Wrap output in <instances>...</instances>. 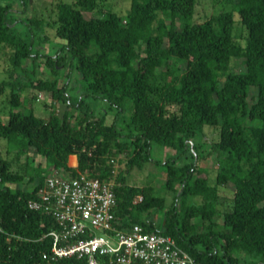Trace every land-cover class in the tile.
<instances>
[{
	"label": "trees",
	"instance_id": "1",
	"mask_svg": "<svg viewBox=\"0 0 264 264\" xmlns=\"http://www.w3.org/2000/svg\"><path fill=\"white\" fill-rule=\"evenodd\" d=\"M104 2H59L56 18L45 21L24 15L29 0H0V55L6 52L8 76L0 93L5 85L11 90L0 139L19 153L33 148L46 161L19 172L0 155V264L49 261L56 224L28 203L59 170L114 178L122 228L158 227L202 264H264V0H233L232 11L202 22L192 21L196 0H131L124 22L112 10L84 16ZM234 13L245 31L243 45L234 38ZM50 26L56 49L46 54L41 48L52 43ZM236 58L244 71L230 68ZM26 60L31 67L23 66ZM26 89L48 92L63 113L52 104L46 119L32 108L20 110ZM98 107L105 112L98 115ZM204 125L219 128L211 144L220 163L213 183L201 175L205 155L193 141ZM154 146L164 157H153ZM117 153L127 158L114 174ZM72 155L76 167L68 164ZM148 162L165 172L160 187L127 185L126 174ZM228 183L232 207L218 231L219 188ZM165 192L173 194L167 208ZM156 212L160 220L147 218Z\"/></svg>",
	"mask_w": 264,
	"mask_h": 264
},
{
	"label": "built area",
	"instance_id": "2",
	"mask_svg": "<svg viewBox=\"0 0 264 264\" xmlns=\"http://www.w3.org/2000/svg\"><path fill=\"white\" fill-rule=\"evenodd\" d=\"M113 185L112 180L62 170L44 178L28 207L49 215L56 224L49 232L52 243L46 264H67L61 262L64 259L72 264H202L158 227H120ZM145 222L149 224L148 219Z\"/></svg>",
	"mask_w": 264,
	"mask_h": 264
},
{
	"label": "rangeland",
	"instance_id": "3",
	"mask_svg": "<svg viewBox=\"0 0 264 264\" xmlns=\"http://www.w3.org/2000/svg\"><path fill=\"white\" fill-rule=\"evenodd\" d=\"M131 0H105L103 4L96 7L92 12H84L86 18L90 17H102L108 10H112L117 14L122 16V22H124L125 14L129 11ZM233 0H196L194 6V14L192 17L193 22H202L212 16L219 15L220 13H225L232 11ZM59 2L71 3L72 0H29V5L26 10L27 17L43 19L45 21H52L56 18V5ZM15 9H21L19 4H14ZM235 25L233 29L234 38L237 43L244 44V35L245 31L241 24L238 21L237 13H234ZM47 33L52 40V43H46L42 46L41 52L50 54L56 49L55 38H54V27L50 26L46 28ZM7 64V55L6 52L0 55V82L6 81L8 76L5 72ZM24 67H31L29 60H26L23 64ZM230 68L234 71L242 72L245 67L242 65L239 59H234L231 62ZM40 71L43 72L45 78L53 79L52 74L45 69L43 64H40ZM36 75L39 76L38 71ZM64 74L61 73L59 78V86L63 84ZM10 93L11 90L8 86H4L3 91L0 93V121H5L10 110ZM251 93H255V90L252 88ZM21 99L24 100V103L19 108L22 111H28L32 108L35 115L47 118L50 113L49 105H53L54 111L61 115L65 109L64 105L58 101L52 102L48 92H39L35 89H26L21 92ZM105 112V108L98 107L97 114L101 115ZM108 120L112 117L111 113L107 112ZM218 126L204 125L202 133L196 135L194 142L198 144L199 153L205 155L204 159L200 162V167L205 169L207 172L202 173V176H207L210 183H213L214 177L217 169L220 166V163L215 155L211 152V144L218 139ZM164 149L154 146L152 150V155L154 158L159 159L164 157ZM0 155L7 159L10 163V168L12 171L21 172L25 165L27 167H35L41 165L44 167L46 165L45 159L38 155L33 148H28L26 153H19L15 149H9L6 141L0 139ZM126 153H117L113 160V170L116 174L120 169H125L126 162ZM71 159H74L71 157ZM70 160V158H69ZM69 163V162H68ZM114 178L112 179V181ZM165 180L164 170L155 165L152 162L145 163L142 168H133L131 169L125 177V183L131 186H144L152 185L155 187H160V185ZM27 182V176L24 177L23 185ZM21 186V185H19ZM233 185L228 183L224 187L219 188L218 194V204H217V213L214 216V221L216 223L215 229L218 231H223L224 227L223 214L226 211L231 210L233 202ZM165 197L166 208L171 205L173 200V194L171 192L162 193ZM162 212H156L149 214L148 219L160 220L162 218Z\"/></svg>",
	"mask_w": 264,
	"mask_h": 264
},
{
	"label": "crops",
	"instance_id": "4",
	"mask_svg": "<svg viewBox=\"0 0 264 264\" xmlns=\"http://www.w3.org/2000/svg\"><path fill=\"white\" fill-rule=\"evenodd\" d=\"M71 157L74 158V159H71ZM68 164L71 167H76L77 166V157H76V155L70 156V160H69Z\"/></svg>",
	"mask_w": 264,
	"mask_h": 264
}]
</instances>
